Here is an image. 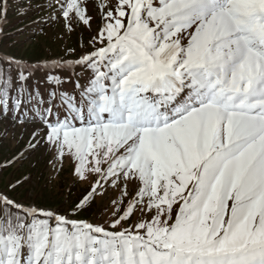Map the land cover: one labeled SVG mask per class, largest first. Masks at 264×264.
Here are the masks:
<instances>
[{
	"label": "snow or ice",
	"instance_id": "snow-or-ice-1",
	"mask_svg": "<svg viewBox=\"0 0 264 264\" xmlns=\"http://www.w3.org/2000/svg\"><path fill=\"white\" fill-rule=\"evenodd\" d=\"M0 264H264V0H0Z\"/></svg>",
	"mask_w": 264,
	"mask_h": 264
},
{
	"label": "rangeland",
	"instance_id": "rangeland-1",
	"mask_svg": "<svg viewBox=\"0 0 264 264\" xmlns=\"http://www.w3.org/2000/svg\"><path fill=\"white\" fill-rule=\"evenodd\" d=\"M76 39L77 38L75 36H73L72 39L69 41V43L72 44V45H75ZM66 176H67V173L64 174V176L62 177V179L65 178ZM73 191L76 192L77 190L76 189H73Z\"/></svg>",
	"mask_w": 264,
	"mask_h": 264
}]
</instances>
